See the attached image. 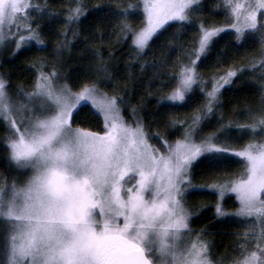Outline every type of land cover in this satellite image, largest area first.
<instances>
[{
	"label": "snow or ice",
	"instance_id": "6c2138e0",
	"mask_svg": "<svg viewBox=\"0 0 264 264\" xmlns=\"http://www.w3.org/2000/svg\"><path fill=\"white\" fill-rule=\"evenodd\" d=\"M105 34L127 45L126 69L164 67L144 59L161 37L181 53L161 73L167 82L156 77L153 122L163 131L147 130L144 97L133 104L113 83L118 65L88 45ZM52 40L46 56L24 55ZM76 41L93 59L73 75L65 63ZM241 48L252 52L228 63ZM0 52L24 55L31 72L16 85L0 74V264H264V0H0ZM213 58L215 71L201 74ZM233 85L256 98L233 111L244 122L219 111ZM190 102L184 118L162 111ZM198 190L211 192L217 223L233 229L224 254L207 227H191L209 207L189 203Z\"/></svg>",
	"mask_w": 264,
	"mask_h": 264
},
{
	"label": "trees",
	"instance_id": "16d2710c",
	"mask_svg": "<svg viewBox=\"0 0 264 264\" xmlns=\"http://www.w3.org/2000/svg\"><path fill=\"white\" fill-rule=\"evenodd\" d=\"M37 2L42 3L43 0H37ZM52 4L55 8H59L62 0H51ZM108 0H84V3L88 4L90 7L95 5H103L107 3ZM114 3H119L120 0H113ZM130 2H135V0H130ZM216 0H207V3L214 4ZM218 13L214 18L217 21L223 19L222 15L219 14L220 10L216 9ZM92 17H89L91 20ZM171 31V30H170ZM167 35V34H165ZM194 35L193 31L182 32L179 35V43L188 44L191 37ZM223 35V34H221ZM81 40L84 39V35H81ZM225 39H227L225 37ZM164 37H161V42H163ZM52 41H47L48 47L47 51H39L37 52L35 49L32 53H26L24 55H28L29 58L32 56H46L47 52L51 51L52 48ZM158 42L152 49L148 50L144 59L146 61L151 62L153 60V55L157 58L158 61L167 60V64L164 67H147L143 71L139 66L126 69V63H129V55L127 51V45H118L115 42L114 38H110L107 34H105L104 43H94L92 40L88 41V45L98 48L104 55L105 61L108 63H116L120 69L119 73H114L117 76V79L113 81V83L117 84L122 89L127 87L130 92L133 94L128 99L131 100L133 104L140 99V97H144L145 100V110L141 113L145 117V124L147 130L151 132L156 131H163V126L154 123L155 113L160 110L159 106L156 103L157 97L161 94L160 88V80L156 79L157 76H161L162 72H172L174 69L172 65L175 63L176 58L181 55L178 51L169 52L167 47H161L160 43ZM175 41L172 43L171 47L175 46ZM190 47V44L188 45ZM220 47H224V40L220 41ZM108 51H112L113 57L115 58L114 61L109 59ZM247 53H251L252 49H244L241 48L239 52L232 50L228 52V63L233 62V58L239 59L240 57L244 56ZM24 55L16 58L13 60L11 58V54L9 52H0V74H7L11 78V82L13 85L26 83L28 76L31 75L30 71H25L24 69L27 68V64L24 62ZM51 59V57H48ZM93 58L90 54L85 50V44L79 41L75 42L74 47H72L70 55L66 54V63H65V70L72 72L73 75H76L80 69L87 70L90 67V61ZM143 63V61L141 62ZM208 67L201 66L198 71L201 74L208 76L211 72L215 71V69L211 68V65L214 63V58L205 62ZM226 67V65H225ZM77 70L73 72L72 70ZM129 73H132L135 76V79L126 82V78L128 77ZM165 82H167L166 76H161ZM174 83V81H173ZM227 91L223 90V95L221 97V107L219 111L225 115L226 118L230 117L232 119H238L240 122H244V118L241 116H233V111L243 112L245 104L253 105L256 102V98H254L251 91L247 90H240L237 86L233 85L232 87L225 86ZM169 89H164V91H168ZM151 92V95L148 93ZM196 107L195 102H190V106L179 107L175 109L165 108L162 111L167 112L170 116H179L180 118H184L187 115H191L193 109ZM151 113L152 115H150ZM212 124H215L216 117L213 116L210 118ZM211 130L210 128H206L205 131ZM3 130L0 129V136H2ZM171 139H175V137H171ZM152 143L157 144L158 142L153 139ZM2 167H0V171H2ZM233 170L238 171V166H233ZM196 183H200L201 181L198 179L195 181ZM215 197L211 194L208 190H198L194 197L189 199L190 204H205L209 207L207 209L202 210V215L199 216L198 219L194 220L191 227L193 229H200L202 227H207L208 232L210 233V237L215 245H216V252L218 255L226 253L227 246L232 243L233 237L228 233L233 229H229L226 225H222L217 223L216 218L213 215V211L211 209V204L214 202ZM226 207L233 208L235 207L234 197L232 199L226 200Z\"/></svg>",
	"mask_w": 264,
	"mask_h": 264
},
{
	"label": "rangeland",
	"instance_id": "374dc122",
	"mask_svg": "<svg viewBox=\"0 0 264 264\" xmlns=\"http://www.w3.org/2000/svg\"><path fill=\"white\" fill-rule=\"evenodd\" d=\"M231 195V194H230Z\"/></svg>",
	"mask_w": 264,
	"mask_h": 264
}]
</instances>
